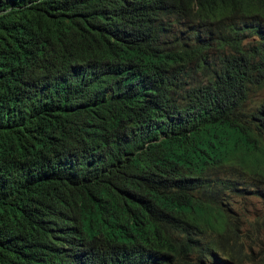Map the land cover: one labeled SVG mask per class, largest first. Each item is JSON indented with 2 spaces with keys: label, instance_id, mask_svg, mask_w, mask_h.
Segmentation results:
<instances>
[{
  "label": "trees",
  "instance_id": "16d2710c",
  "mask_svg": "<svg viewBox=\"0 0 264 264\" xmlns=\"http://www.w3.org/2000/svg\"><path fill=\"white\" fill-rule=\"evenodd\" d=\"M66 33L57 67L86 37L119 64L93 95L2 111L0 175L30 154L67 173L0 190V264H38L26 233L57 264H240L264 231V0H0L2 47ZM91 118L106 155L73 143Z\"/></svg>",
  "mask_w": 264,
  "mask_h": 264
},
{
  "label": "clouds",
  "instance_id": "9594fccd",
  "mask_svg": "<svg viewBox=\"0 0 264 264\" xmlns=\"http://www.w3.org/2000/svg\"><path fill=\"white\" fill-rule=\"evenodd\" d=\"M65 36L58 46L52 45L50 48L39 46L38 49H29L26 43L16 37H9L7 47L0 45L3 59L0 65V94L2 95V91L7 92L4 98H0V116L4 110L16 120L21 111L44 104L55 106L61 98V84L70 85L77 94L87 96L104 88L106 77L114 75L112 67L119 63L107 54L105 56L103 47L94 44L95 39L86 37V40L82 38L80 41L77 57L69 60L66 65L57 67L54 65V58L59 48L63 43L66 45L65 41L69 39V36ZM68 41L74 45L76 38ZM8 48L15 52L11 60L19 66L8 65L10 60H6L3 54ZM100 124L101 119H87V125L73 132V143L80 144L99 156L109 153L105 138L98 133ZM61 171L64 172V168L55 157L48 161H38L32 154L25 155L14 159L8 168L5 167V172L0 175V190L6 193L34 191L47 178L57 176ZM23 241L25 252L33 262L57 264L56 258L46 250L52 244L48 237L26 233Z\"/></svg>",
  "mask_w": 264,
  "mask_h": 264
},
{
  "label": "rangeland",
  "instance_id": "374dc122",
  "mask_svg": "<svg viewBox=\"0 0 264 264\" xmlns=\"http://www.w3.org/2000/svg\"><path fill=\"white\" fill-rule=\"evenodd\" d=\"M258 205H256L257 207ZM252 233H248L247 237L241 238L243 240V244L241 247V251L243 254V260L240 264H264V262L260 259L262 253L264 252V231L258 230L251 231Z\"/></svg>",
  "mask_w": 264,
  "mask_h": 264
}]
</instances>
